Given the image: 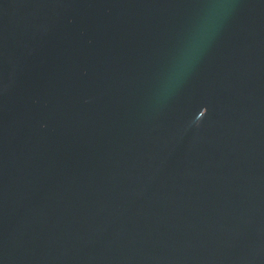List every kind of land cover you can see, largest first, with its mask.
Masks as SVG:
<instances>
[{"label": "water", "instance_id": "1", "mask_svg": "<svg viewBox=\"0 0 264 264\" xmlns=\"http://www.w3.org/2000/svg\"><path fill=\"white\" fill-rule=\"evenodd\" d=\"M0 264H264V0H0Z\"/></svg>", "mask_w": 264, "mask_h": 264}]
</instances>
